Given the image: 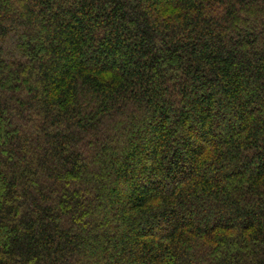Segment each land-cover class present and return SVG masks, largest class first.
Returning a JSON list of instances; mask_svg holds the SVG:
<instances>
[{
    "label": "trees",
    "instance_id": "16d2710c",
    "mask_svg": "<svg viewBox=\"0 0 264 264\" xmlns=\"http://www.w3.org/2000/svg\"><path fill=\"white\" fill-rule=\"evenodd\" d=\"M0 264H264V0H0Z\"/></svg>",
    "mask_w": 264,
    "mask_h": 264
},
{
    "label": "rangeland",
    "instance_id": "374dc122",
    "mask_svg": "<svg viewBox=\"0 0 264 264\" xmlns=\"http://www.w3.org/2000/svg\"><path fill=\"white\" fill-rule=\"evenodd\" d=\"M97 170H98V168L97 169H91L90 168V171L87 173L85 178L91 180L92 179L91 176H94L95 174H97L98 176H101V175H99L101 172H103L102 175H105V173H108L110 169L103 168L101 171H97Z\"/></svg>",
    "mask_w": 264,
    "mask_h": 264
}]
</instances>
